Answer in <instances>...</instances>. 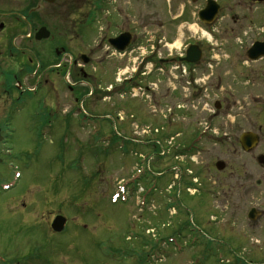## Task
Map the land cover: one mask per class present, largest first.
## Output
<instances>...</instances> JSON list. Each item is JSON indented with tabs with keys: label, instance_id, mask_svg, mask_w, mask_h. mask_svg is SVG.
Masks as SVG:
<instances>
[{
	"label": "rangeland",
	"instance_id": "obj_1",
	"mask_svg": "<svg viewBox=\"0 0 264 264\" xmlns=\"http://www.w3.org/2000/svg\"><path fill=\"white\" fill-rule=\"evenodd\" d=\"M39 1L0 0V21L17 34L39 27L26 18ZM100 1L103 19L128 6L145 44L164 32V53L176 55L198 39L206 57L193 70L150 66L157 86L110 101L125 119L129 105L140 118L131 134L149 143L131 145L126 121L100 118L110 105L70 90L72 56L84 50L77 33L93 39L96 0L52 4L48 44L72 51L54 54L61 67L2 64L16 91L0 118V264H264V59L246 54L264 38V2L215 0L220 18L205 25L207 0ZM13 34L0 33V50L21 57ZM216 101L226 113L213 115ZM249 131L260 142L245 152L239 138ZM252 208L262 214L249 218ZM60 212L68 223L55 233Z\"/></svg>",
	"mask_w": 264,
	"mask_h": 264
},
{
	"label": "flooded vegetation",
	"instance_id": "obj_2",
	"mask_svg": "<svg viewBox=\"0 0 264 264\" xmlns=\"http://www.w3.org/2000/svg\"><path fill=\"white\" fill-rule=\"evenodd\" d=\"M55 1L49 2L47 0H40L34 7L31 8V16L28 15L26 18H28L29 22H31L30 24H39L40 26L35 29H30L25 34L15 33L16 31L11 28V25H6V27H4L5 23L0 21V33L5 30H10V32H13L14 34L12 42L16 46L18 53L21 54V57H19L10 52L8 53L7 57L4 54L6 51L0 50V56L3 58V61L0 59V118L4 116L5 112V97H11L16 91V85H11L8 83L9 81L14 80H7V77L4 76L6 70L3 69L4 66H2V64L7 61V58L8 60L14 61L16 64L25 62L27 65V62H30L31 64L38 62L40 64H44L46 68L49 65L61 67L62 62L55 63L54 54L60 56V54L68 55L66 53L72 52H70L71 49L69 46H63L61 49H58L56 45L54 47L53 45L48 44V42L55 41L54 36L47 27L49 26L48 22L52 14V4L55 3ZM255 2L262 3L264 0H255ZM96 3V13L94 15L93 23L94 29L91 31L93 34V39H90V34L85 28L80 29V31L77 33V37H79L80 46L84 50L79 51L77 54H75V56H72V61L69 67L73 72V80H76L70 85V90L77 89L79 93L85 98H90L94 95V99L96 100L98 106L105 108L107 105H110V101H112L114 98H130L134 91H138V89L142 90L143 87L145 88V91H150V83L153 86L156 85L154 81L162 80L151 75L152 73L154 74V71L153 69L148 70L150 69V66L162 71L168 69L174 64H184L191 67V70H193L198 64L204 62L206 57L204 54L206 50L203 46H199V43L202 41L194 39V41L187 44V48L183 54L168 55L164 53L165 47L167 46L165 43L166 38L164 36V32L158 34L157 42L155 44H152L151 46L147 45L145 44L147 41V36L144 34L142 35L143 31L141 33H137V28H133L132 26V13L129 12L128 6L125 8L115 7L111 17L108 18L109 16H107L105 19H103V17H101V12L103 11L102 2L100 0H96ZM220 9L221 7H219V12ZM219 12L215 21L212 23H202L205 25H214L215 22H217V20L220 18ZM180 16H182V14L175 16L174 18H178ZM43 27H46L50 34L46 38L39 39L38 35L41 28ZM260 29L261 36L264 37V24ZM170 39H172V37ZM17 40L19 44H17ZM260 41H264V38H262ZM57 43L59 44L60 41ZM191 44H197L199 46V50L201 51L200 60L196 62H187L183 60L185 57H187L189 50L188 47ZM193 56L194 52H191V57ZM262 59L264 58L259 60ZM30 72L31 71L29 69V71L26 73L30 74ZM194 77L195 76L192 77V80H194ZM15 81V83L20 84L21 87L20 80ZM87 81L93 83V87L90 91L84 87V84H88ZM90 83L88 85H91ZM196 87L199 88L202 87V85L199 86L197 84ZM157 89H153V94L155 96V91H157ZM201 92L202 89L199 88V94ZM162 98H165L164 93L161 95L160 100ZM76 102H80L78 98H76ZM90 104L91 103H88V105ZM214 106L217 110V112H214V116H218L223 108H225L226 113L227 106L228 109L230 107L229 105L224 106V102L220 101H216ZM108 112L109 113H100V118L102 117V119L106 120L111 118V115H113V117H116L117 119L119 118V120L122 122L126 121L123 122V124L126 126L124 127V125H122V127L127 128V132L129 134V141H126L127 143L131 145H144L149 143V141H142L141 143L135 142L133 134H131L134 128L131 125L136 121L139 122L140 118L133 113L132 107H130V105L127 108V119L121 116L120 111H117V108L113 106L108 108ZM169 126L170 125L168 124L167 127ZM162 128L165 127L163 126ZM177 134L178 133L176 131L173 132V135L169 136L168 139L174 138V135ZM257 135L259 137V134ZM260 164L264 167V163ZM262 183V180H258L257 186H261ZM59 214L62 213L60 212L56 214L54 218ZM258 214L261 215L262 213L259 212Z\"/></svg>",
	"mask_w": 264,
	"mask_h": 264
},
{
	"label": "water",
	"instance_id": "obj_3",
	"mask_svg": "<svg viewBox=\"0 0 264 264\" xmlns=\"http://www.w3.org/2000/svg\"><path fill=\"white\" fill-rule=\"evenodd\" d=\"M49 2H54L55 0H47ZM219 11V5L214 0H209L208 4L205 9H203L200 12V18L204 22H212ZM50 34L49 30H47L45 27L41 28L40 33L38 35L40 38H46ZM191 52H194V56L191 57ZM249 57L253 60L264 57V41L263 42H255L253 46L249 49ZM201 57V51L196 45H192L188 50V55L185 58L189 62H196L200 60ZM240 143L245 151H251L253 150L259 143V137L256 133L253 132H244L240 137ZM259 162L264 163V155L259 157ZM217 168L219 170H223L226 167V163L224 161H218L216 164ZM259 213L255 208H253L249 213V218L255 219L256 214ZM67 219L62 216L58 215L53 223H52V229L55 232H61L64 230L66 225Z\"/></svg>",
	"mask_w": 264,
	"mask_h": 264
}]
</instances>
